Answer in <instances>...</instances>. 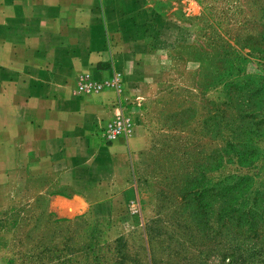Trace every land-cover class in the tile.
Instances as JSON below:
<instances>
[{"label":"rangeland","instance_id":"374dc122","mask_svg":"<svg viewBox=\"0 0 264 264\" xmlns=\"http://www.w3.org/2000/svg\"><path fill=\"white\" fill-rule=\"evenodd\" d=\"M150 4L172 71L123 115L144 140L128 194L88 211L0 183V264H264V0Z\"/></svg>","mask_w":264,"mask_h":264},{"label":"crops","instance_id":"0c3cea01","mask_svg":"<svg viewBox=\"0 0 264 264\" xmlns=\"http://www.w3.org/2000/svg\"><path fill=\"white\" fill-rule=\"evenodd\" d=\"M151 7L0 0V183H20L30 197L36 188L39 198L79 200L88 211L91 191L106 200L128 194L143 136L129 130L109 141L106 131L170 77V56L151 49L143 26Z\"/></svg>","mask_w":264,"mask_h":264},{"label":"built area","instance_id":"2783aa9c","mask_svg":"<svg viewBox=\"0 0 264 264\" xmlns=\"http://www.w3.org/2000/svg\"><path fill=\"white\" fill-rule=\"evenodd\" d=\"M79 91H84L87 89L84 85H80L78 87ZM126 119L121 115L117 118V120L110 124L107 131H106V137L109 141H114L117 138H120L125 135L126 130H127V125H126Z\"/></svg>","mask_w":264,"mask_h":264}]
</instances>
